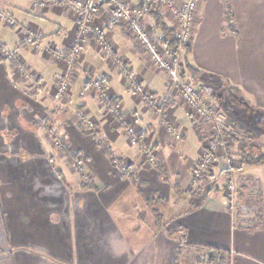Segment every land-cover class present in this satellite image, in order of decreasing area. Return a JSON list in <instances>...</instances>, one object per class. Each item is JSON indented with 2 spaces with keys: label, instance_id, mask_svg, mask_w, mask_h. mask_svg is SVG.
I'll return each instance as SVG.
<instances>
[{
  "label": "crops",
  "instance_id": "crops-1",
  "mask_svg": "<svg viewBox=\"0 0 264 264\" xmlns=\"http://www.w3.org/2000/svg\"><path fill=\"white\" fill-rule=\"evenodd\" d=\"M54 1L0 0V10L12 20L0 19V42L10 50V56L0 55V264H197L190 247L176 258L182 240L228 250L229 264H264V222L249 228L235 219L220 192L209 188V180L201 182L200 191L190 183L211 127L193 118L167 73L154 67L126 22L107 27L108 5L92 25L101 30L112 54L100 36L87 34L69 91L59 100L52 97L65 66L54 54H69L77 22L69 4ZM223 1L200 0L183 60L200 71L198 83L228 122L240 124V117L249 114L244 108L241 115L226 109L208 81L238 88L256 121L264 114V0ZM157 10L175 32L178 22L172 10L161 2ZM141 22L164 53L152 17L146 13ZM27 30L39 34L37 47L26 41ZM18 66L33 77L26 78ZM124 70L136 80L135 87ZM102 76L117 106L115 114L91 90V79ZM148 94L154 107L145 104ZM80 115L93 123L95 136L79 128ZM165 120L177 125L180 141L170 140ZM122 121L134 124L138 138L156 150L154 165L139 158ZM51 128L79 155L76 164L83 172L53 146ZM260 133L263 137L251 140L264 152V130ZM239 136L216 154L212 173L229 167L238 155ZM122 159L132 169L129 174L117 164ZM238 173L241 185L255 183L264 201V164H246ZM178 196L186 205L165 224L152 219L150 227L129 225L142 219L138 213L131 218L126 207L168 204Z\"/></svg>",
  "mask_w": 264,
  "mask_h": 264
},
{
  "label": "built area",
  "instance_id": "built-area-1",
  "mask_svg": "<svg viewBox=\"0 0 264 264\" xmlns=\"http://www.w3.org/2000/svg\"><path fill=\"white\" fill-rule=\"evenodd\" d=\"M159 1L172 10L178 22L177 29L174 33L176 45L174 48L168 50L167 53L160 51L157 41L142 25L141 18L146 14V5L144 4V1L141 4L128 5L123 0H55L54 4H69L75 12L77 22L70 44L69 54L67 56H63L61 53L54 54L55 57L61 58L65 61L64 71L53 90L54 98H61L65 95V91L68 90L70 79L72 78V75H74V62L82 51L81 42L87 34L91 33L100 36L102 45L109 54H112L113 50L109 47L106 38L102 36L101 30L92 25V22L96 18L100 9L105 5H108L109 12L106 22L107 27L113 28L120 22H126L143 50L148 54L151 62H153L157 68L164 70L168 75L169 83L179 90L183 97L182 99L190 109L193 118L196 120L201 119L211 127L212 136L206 145V151H204L200 157V168L195 170V175L199 177L201 175L200 171L206 168L207 163H209L217 154L218 149L225 147L228 144L227 137L232 128L230 123L225 120V116L220 111V108L208 100L207 97L197 89L194 83L190 82V79L185 74L183 52L192 35L195 14L200 0H181L179 4H175L173 0ZM0 19L5 20L6 22H12L10 16L3 10H0ZM25 37L26 41L33 42L35 44L34 46H38L40 40L39 34L27 30L25 31ZM0 49L2 51L7 50L8 53L10 52L3 42H0ZM0 55L2 54L0 53ZM20 69L23 71L26 78L33 77V74L25 70L22 66ZM130 84L135 86L137 85V82L133 79V82ZM94 86V89L100 92V98L106 101L109 96L99 78L94 79ZM151 102H153V100H150V103ZM110 109L113 111V108ZM168 123L170 124L168 125V129L173 131L174 138L180 139L182 135L178 132L179 130L177 127L171 122ZM88 124L89 126H93V123L90 120L88 121ZM129 132H132V129ZM135 137L136 136L134 135V141L136 140ZM150 159L153 161L154 157L150 156ZM229 188H232V184L229 185Z\"/></svg>",
  "mask_w": 264,
  "mask_h": 264
},
{
  "label": "rangeland",
  "instance_id": "rangeland-1",
  "mask_svg": "<svg viewBox=\"0 0 264 264\" xmlns=\"http://www.w3.org/2000/svg\"><path fill=\"white\" fill-rule=\"evenodd\" d=\"M157 2H160V1L157 0ZM223 2L226 5L228 4V0H224ZM144 4L146 5V3H144ZM157 12H158V10H157ZM146 13H148L147 6H146ZM228 21L232 22V19L229 16H228ZM4 45L6 46V44H4ZM7 49H8V47H7ZM167 51L168 50L165 49V53H167ZM0 53L2 54L1 56H6V57L10 56V52L8 53L7 50H5V51L1 50ZM150 62H151V60H150ZM151 63L154 65L155 68H157V66H155V64L153 62H151ZM20 68H21V66H18V70L23 74V71H21ZM157 69H159V68H157ZM184 70L186 72L185 74L190 79V82L194 83V85L197 87V89L206 97V92L204 91L203 85L199 84L198 80L192 79V75L188 72L186 67ZM123 72H124L125 77L128 78V81L133 82V78L131 76L129 77L127 75V71L124 70ZM97 78L98 77L91 79V82H93L91 84V90H94L96 92L97 96L100 98L101 97L100 92L94 89V87H95L94 86V79H97ZM28 79H31V78H28ZM71 81H73V75H72V78L70 79V85H71ZM208 84H210L212 86L210 88H211V90H213V93L215 95L214 97H216V99H218V100L220 99L219 100L220 104H224L226 106V109H228L229 111H231L234 114H236L235 112L239 113L240 111H243V112L245 111L243 109V107H239L238 105L232 103L229 100V98L222 97V93H224L222 91L225 89V87H222L218 82L216 83L214 81H208ZM70 85H69L68 90L65 91V95L69 91ZM170 85L172 87V90L176 94V96L180 100H182V102L185 104L184 100L182 99L183 97L181 96V93L179 92V90L174 88V86L172 84H170ZM135 86H132V88ZM104 88H106V87L104 86ZM53 90H54V88H53ZM106 91L108 93L109 98H111L107 89H106ZM51 95L54 98V92ZM61 98H59V99H61ZM59 99H56V100H59ZM150 100H153V102L150 103ZM145 102H146L145 104L147 107H154V104H155L154 99L152 98V96L150 94H148V96H146ZM110 108H113V111H112V109H109V113H111V114L117 113V111H116L117 106L110 104ZM236 108H237V110L235 111ZM238 108H241L242 110H240ZM252 110H253L252 108L249 110H246V112H248L247 114L251 115L250 113L252 112ZM249 115H247L245 117H240L241 123L240 124L238 123V124L240 125L241 128L239 127L238 124L230 123L225 119L228 123H230L231 128H232L231 132L228 133V137H227L228 144L225 146L226 149L230 145L229 141L233 140L234 137H236V135H240L239 137H241V138L243 137L242 139L239 138L240 139L239 142L241 143L240 148L238 149L239 153L237 156L234 157V159L231 160L232 163L229 165V167H226L227 169L226 168H220L215 173H212V166L215 164V159H216V156H214L213 159L209 163H207L206 168L200 171L201 175L199 177H197L195 175L196 174L195 170L197 168H200V165H199L200 159H198V161L195 164L194 169L192 170L190 183L194 188H196L197 186H201L202 181L203 182L205 181V183H206V181L209 180V182L211 183V184H208L210 186L209 188L211 190H217L220 192L221 197L225 198L226 204L236 214L234 216L236 220L239 219V221L242 223L251 224L252 222L260 219V218L258 219V215L260 214V216L262 217L261 220H263V221H261V223L263 224V222H264V201L262 199V196L259 194V192H260L259 188L255 183H249L248 185H241L243 180L241 178V175L238 173V170L240 168H236V167L240 166L239 164L241 162L242 152L244 150H248V149L253 147L254 141L251 140V138L252 137L254 138L255 135H256V137L263 135L262 133H260V132H262V129L260 127H258L255 120H251V117ZM81 118H83V122L85 124L86 130H87L88 134H90L89 131L94 130V126H89V124H88L89 119L87 117H84V115L81 116ZM122 122H123V130H124L125 134L132 141H134L133 136L134 135L136 136L135 137L136 140L134 142H136V144L138 146L139 158L141 157V160H143V162H145V164L148 166L154 165L156 162V159H157L156 150H154L153 147L150 146L145 140L138 138V136L136 134V127L134 126V124H130V123L124 122V121H122ZM197 122H199L200 124L205 123L201 119H199ZM171 123H173V122L171 121ZM162 124L164 125L165 131L169 135L170 140H172L174 142V141H180L183 138L181 131L178 129V127L175 123H173V125L177 127V129L179 130L178 132H180V134L182 135L180 139L174 138L173 131L168 129V125H170V124L168 123L167 120L163 121ZM131 129H132V132H129ZM48 133L50 134L49 137L52 139L51 142L53 143V146L55 148H57L59 151H61L62 153H64V150H63L64 144L62 143L61 139L58 137V132H56V130L54 128H51L48 131ZM211 136H212L211 133L208 134V136L206 138L207 143L210 140ZM207 143H206V145H207ZM220 149L224 150V148H222V147ZM220 149H218V152ZM204 151H206V147H205ZM204 151H203V153H204ZM258 151L260 152V150H258ZM150 156L154 157L153 161H151ZM121 161H123V162H121ZM121 161H117V164L121 163V165L119 166L120 170L123 173L126 172L127 174H129L132 169H129V165L127 164L128 161L126 159H124V160L122 159ZM74 164H76V163L70 162V165L72 166V168H74V169L78 168L79 169V166L77 164L76 165H74ZM225 169L227 171H224ZM79 171L83 172L80 169H79ZM230 184H232L231 189L229 188ZM196 194H197V192L193 193V195H196ZM180 198H183V197L178 196L175 201L174 200L168 201V204L167 203L163 204V202L159 201L157 203L153 202L148 207L140 205V203L136 204L135 208L134 207H126V211L131 218H133V215H131V213H135V214L138 213L137 216H138L139 220L142 219V222L131 223L129 225L133 224L135 227L136 226H143V228L150 227L151 226L150 220H152V219H154V221L157 220L159 222V225L165 224L166 219H168V216H170L172 213H175V212L181 210L183 208L182 206L186 205L187 200L184 198L182 200ZM154 199H156V198H153V200ZM177 200L179 201L178 203H176ZM153 211H155V212H153ZM155 214H156V216H155ZM119 219H120V217H119ZM121 220H122V218L120 219V221ZM192 264H194V263H192Z\"/></svg>",
  "mask_w": 264,
  "mask_h": 264
},
{
  "label": "trees",
  "instance_id": "trees-1",
  "mask_svg": "<svg viewBox=\"0 0 264 264\" xmlns=\"http://www.w3.org/2000/svg\"><path fill=\"white\" fill-rule=\"evenodd\" d=\"M144 1L146 3L147 8H148V14L153 19L154 28L156 30L160 31V33H161V37H160L161 44L167 50L174 48V46L176 45L175 34H174L172 29L168 28L165 25L161 14L157 12V10H156L157 6H158L157 0H144ZM186 50H187V48H185V50H184V56H185ZM185 67L188 70V72L192 75L193 80H199V75H200L199 70L191 68L190 65H188L187 63H185ZM98 78L101 81L102 85H104L106 87L105 76L98 77ZM225 93H227V94L222 93V97L229 98V100L232 103L238 105L239 107H243L245 110H249L252 108L250 103H248L241 96L240 90L238 88L233 87V86L228 84L227 88H225ZM105 102H107L109 104H113V101L111 98H108ZM256 124L262 130H264V114H261L260 116L257 117ZM78 126L82 130L86 129L85 124L83 122V118L79 122ZM89 132L93 136L96 135L93 130L89 131ZM63 150H64V154L68 158V161H70L72 163H74V162L76 163L80 160V157H78L79 155L77 153L72 152L70 149H67V147L65 145L63 147ZM246 164H264V152H262V151L259 152L254 147H252L248 150H244L242 152L241 162L239 164L240 166H238L236 168H241L243 165H246ZM226 169L224 171H227ZM124 173L126 174V172H124ZM84 186H85V184H84ZM200 189H201V186H197L195 188V190H198V191H200ZM258 219L259 220H256V221L252 222L251 224H249L248 227L251 229H254V228L260 226L262 224L261 221H263V220H261L262 217L260 216V214L258 215ZM189 247L195 250V256L197 258L196 259L197 264H229L230 253L228 250L217 248V247H211V246L189 245V244L185 243L183 240L178 246V254H177L176 258L179 256L180 252L183 249L189 248Z\"/></svg>",
  "mask_w": 264,
  "mask_h": 264
}]
</instances>
